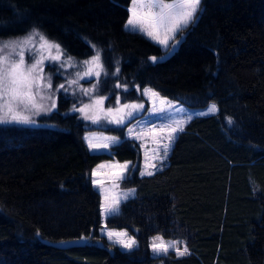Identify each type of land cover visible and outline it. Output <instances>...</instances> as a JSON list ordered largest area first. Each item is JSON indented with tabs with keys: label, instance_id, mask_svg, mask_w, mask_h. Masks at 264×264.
Listing matches in <instances>:
<instances>
[{
	"label": "trees",
	"instance_id": "trees-1",
	"mask_svg": "<svg viewBox=\"0 0 264 264\" xmlns=\"http://www.w3.org/2000/svg\"><path fill=\"white\" fill-rule=\"evenodd\" d=\"M128 7L129 0H0V38L35 27L77 60L100 49L108 73L101 95L111 92V100L118 83L130 89L120 91L127 101L140 102L135 88L150 87L190 108L215 103L219 112L193 119L152 176L140 175L142 147L125 128L107 130L123 146L91 153L83 138L90 129L70 113L77 104L69 95L58 96L50 118L58 128H0V264H264V0H201L203 13L165 62L159 46L125 28ZM107 161L136 169L121 183L135 197L105 221L136 238L131 252L100 234L92 171ZM157 236L188 254L154 257ZM81 237H90L83 248L54 246Z\"/></svg>",
	"mask_w": 264,
	"mask_h": 264
},
{
	"label": "snow or ice",
	"instance_id": "snow-or-ice-1",
	"mask_svg": "<svg viewBox=\"0 0 264 264\" xmlns=\"http://www.w3.org/2000/svg\"><path fill=\"white\" fill-rule=\"evenodd\" d=\"M129 18L126 20L125 28L132 32H138L146 35L149 39L162 46L164 55L159 60H164L167 56L176 51V45L181 42L177 39V35L182 37L184 30L190 24L199 19V14H202L204 9L201 8V0H129ZM38 41L39 46L35 43ZM171 41V43H170ZM96 48V45H91ZM32 54L31 63H27L25 59V51ZM153 63L158 62L156 56L149 58ZM58 62L59 67L56 68L57 73L60 69L73 66V58L66 55L59 43L49 40L41 31L33 27L29 30L23 38L4 40L0 38V123H20L35 125L36 121L33 116L41 113L47 114L56 108L54 100V93L61 89H65V84L60 83L53 89L51 82V75L46 76L44 73L45 61ZM86 66L83 76L79 72L77 77L97 78L101 72L107 76V70L101 62V50L97 49L95 55L91 60H84L82 62ZM62 74V73H60ZM119 74L117 67L114 75ZM69 85H76V79L67 82ZM116 88L122 87L120 84L115 85ZM124 90L128 91L127 85H123ZM136 87V86H134ZM85 95H90L97 92V86L93 85L89 89H81ZM67 91V89H65ZM142 95H147L152 100L153 107L151 115L157 113H164L167 108H171V102L166 98L161 97L158 91L152 88L143 90ZM108 99L107 96L97 95L91 100L90 104H85L83 107L74 108L73 110L84 114V118L91 120L93 123H99L101 119H105L108 123L124 126L128 121H134L139 124L140 113L144 111L143 103H125L120 108L104 109V101ZM159 99L160 106H156V100ZM49 101L50 103H45ZM114 102L119 104L118 96L114 97ZM92 109H98L89 114ZM219 111L216 104H211L207 107L205 112L197 115L215 114ZM30 113V114H29ZM188 121H174L171 124H163L158 129L152 127L146 132H134L133 128L128 129V135L133 139L141 140L145 135L153 137L155 147L153 149V160H158L160 164L152 163L145 164V170L140 172L141 176L155 175V171L162 170L163 161L167 159L168 153L172 150V146L177 139V133L184 132L186 123ZM228 123L231 124L230 117L227 118ZM147 122V119L146 121ZM166 133V134H165ZM87 143L91 150L96 149H111L113 145L118 147L123 146L124 141L119 137H106L105 142L96 143L92 137H88ZM135 147V145H133ZM109 155H114V152H109ZM131 162L123 164L119 162L109 163L107 165L101 164L98 166L96 172L92 175H99V169L109 168L112 177L111 188H105L104 181L95 180L93 183L97 185L99 191L104 195L103 211L106 217L120 214V205L122 201H127L130 197L135 195V189H128L127 192H118L120 185L117 181L129 179L125 173L136 171L135 167L129 168ZM105 232L107 238L115 245H120L122 249L132 250L137 247V241L134 237L128 235L127 232H118L107 229V225L101 229ZM82 240H88L90 237H81ZM160 241V242H156ZM179 242L174 241L170 244L164 243L162 237L155 238L152 243V251L156 254H167L170 249L174 250L177 256H184L188 254L189 250L186 245L178 246Z\"/></svg>",
	"mask_w": 264,
	"mask_h": 264
},
{
	"label": "rangeland",
	"instance_id": "rangeland-1",
	"mask_svg": "<svg viewBox=\"0 0 264 264\" xmlns=\"http://www.w3.org/2000/svg\"><path fill=\"white\" fill-rule=\"evenodd\" d=\"M144 36H146V35H144ZM23 37L24 36L19 37V38H23ZM19 38H15V39H19ZM149 40L152 41L151 39H149ZM152 42L155 43L154 41H152ZM34 43H35L36 47L38 48L39 42L36 41ZM170 43H171V41H170ZM155 44L162 49L161 45H159L157 43H155ZM65 53H66V55H69L66 51H65ZM95 53H96V51H95ZM95 53H94V55H95ZM32 54L33 53H31V52H29L27 50L25 51V59H26L27 63H31ZM71 57L73 58V66L72 67L65 66L64 68L60 69V73H62V74L57 73V71H56V68L59 67V63L58 62H53V61L46 60L45 63H44V73H45L46 76L51 75V82H52V85H53V89H55L58 86V84H60V83H64L65 84V89H67V91H65V89H61L58 92L54 93V97L53 98H54V100L56 102V108L54 110H52L51 112L47 113V114L41 113L40 115L33 116L32 118L36 121L35 125L20 124V123H15V122H13V123H0V128H10V127H18V128H21V127H47V128L55 129V128H58V124L55 121H51L50 118L56 112L59 111V97L58 96L60 94L69 95L74 100L76 99V104L77 105L74 108H79V107H83V105H85V104H90L91 100L93 98H95L97 95H101V92H102L101 88L103 86V83L106 81L107 76H105L104 73L101 72V76L99 77V83H97V78L95 76H93V77H86L85 76L82 79L80 77H77L76 76L77 72H79L80 75L83 76L84 71H86V66L82 63L84 60H77V59L74 58V56H71ZM92 57H90L89 59H86V60H91ZM73 79H76L78 81V84L69 85L67 82L70 81V80H73ZM116 84H118V83H116ZM116 84L113 85V88H116L115 87ZM93 85L97 86L98 91L97 92H93L90 95H85L83 93V91L81 90V89L92 88ZM146 88H150V87H146ZM146 88H144V89H146ZM144 89H140L138 87L135 88L136 92H138L141 95V97L143 98V100H144V101L141 100L140 102H134V101L125 100V98H123V96H121V92L120 91H123V92H125L124 94H126L130 89L128 88V91H125L123 86L119 87V88H116V91H117L116 96H118L119 99H120L119 104L115 103L114 99L111 100V96H112L111 92L109 94L103 95V96H107L108 97V99H106L104 101V105H103L105 110H107L108 108H120L121 105H123L125 103H143L144 104V111L139 114L140 115V121H141L139 124L135 123L134 121H128L126 123V125L121 126V125L108 123V121L105 120V119H101L99 123H93L91 120L85 119L83 113L75 111V110H72L70 113L76 112L79 115L80 119L84 123H86L88 125V128L90 129V131L85 132L84 136H83L86 145L88 146L87 139H86L88 137H92L94 142H96V143L105 142L104 138H106V137H113V136L119 137L118 135H115L113 133L108 132L107 130H109V129L119 130L121 128H125V136L127 138H129V137L132 138V136L128 135V129L129 128H133L134 132H136V133H139L141 131L146 132L147 129L152 128L154 126L157 127V129H158L161 125H163V124H171L174 121H188L189 117H191V120H190V122H191L195 118L208 117V116L216 115L219 112L218 111L215 114H209V115H197L198 113L205 112L207 110L208 106L205 107V108H190V107H187V106H185V105H183V104H181L179 102H176V101H173V100H170V99L166 98L167 101L171 102L172 107L171 108H167V105H165L166 111L164 113H157L155 115L149 116V114L151 113V109L153 107V104H152V100L150 99L149 96L142 95V92H143ZM133 98H134V95H133ZM45 103L47 104V103H50V102L49 101H45ZM212 104H215V103H212ZM156 106L157 107L160 106L159 99L156 100ZM97 110L98 109H92V110H87V111H89V114H92L93 111H97ZM65 113H68V112H65ZM146 119H147V122H145ZM190 122L186 123L185 127ZM179 133L176 134L177 137H178ZM152 138L153 137H151V136L145 135L143 137V139H141L139 141L142 142V145L146 146L145 144L148 142V139H150L151 142H153ZM175 142H176V140H175ZM142 145H141V147H142ZM113 146H115V145H113ZM89 150H90L91 153H102V152H108L110 149L100 148V149H96V150H91V149H89ZM142 152H143V159H142L141 166H140V172L145 170L146 162L148 164H152V163H150V159H149L148 155H145L144 151H142ZM115 162H117V161H107V162H103L101 164L107 165L109 163H115ZM101 164H99V165H101ZM99 165H97L93 169L92 173L96 172V170H97ZM99 172H100L99 175H92V183L95 180H101V181H104V185L103 186L105 188H111V186H112V177L109 175V173L111 172V169L103 168V169H99ZM155 172H157V171H155ZM127 174L128 173H125L126 176H127ZM144 176H147V175H144ZM122 181L123 180L117 181L119 183L120 187L116 191H118V192H127L128 189H123L121 187ZM93 186H94V188L96 190H98L97 185H95L93 183ZM99 193L101 194V198H102V200H101L102 219L101 220H102V228H104L106 218H108L110 216L106 217L104 215V211H103L104 195H103V193L101 191H99ZM132 197H130V198H132ZM122 202H124V201H122ZM101 229H100V234L102 236H104L106 238V240L108 241V243L111 244L112 246L118 247L119 249H121L122 251H125V252H131V251H133L134 249L137 248V247H135L132 250L122 249L120 245L113 244V242L110 241L107 238V235L105 234V232L101 231ZM107 229H109V228H107ZM109 230H113V229H109ZM113 231L127 232L129 236L134 237L128 230H113ZM157 237H160V236H157ZM157 237H154L151 240V244H150L151 251H152L151 245L154 242L155 238H157ZM156 242H160V241H156ZM163 242L170 244V243H172L174 241L166 240V239L163 238ZM137 246H138V242H137ZM178 246L182 247V245H180V244ZM169 252H173L175 254L174 250H172V249H170ZM168 253L166 255H168ZM152 255L154 257L166 256L165 254H159L158 255V254L154 253L153 251H152ZM177 257H183V256H177Z\"/></svg>",
	"mask_w": 264,
	"mask_h": 264
},
{
	"label": "water",
	"instance_id": "water-1",
	"mask_svg": "<svg viewBox=\"0 0 264 264\" xmlns=\"http://www.w3.org/2000/svg\"><path fill=\"white\" fill-rule=\"evenodd\" d=\"M174 54H175V52L173 54L167 56L164 60H160V62H165V61L169 60ZM162 55H164V53ZM88 241H89V239L88 240H82L80 238H78V239H70V240H63V241L56 242L54 244V246L57 249L71 250V249L85 247L86 244L88 243Z\"/></svg>",
	"mask_w": 264,
	"mask_h": 264
},
{
	"label": "crops",
	"instance_id": "crops-1",
	"mask_svg": "<svg viewBox=\"0 0 264 264\" xmlns=\"http://www.w3.org/2000/svg\"><path fill=\"white\" fill-rule=\"evenodd\" d=\"M128 139H132V138H128ZM133 140H136V139H133ZM136 141H139V140H136ZM152 141H153V138H152ZM140 142V141H139ZM140 144L142 145V142H140ZM146 146L142 145V151H144V154L145 155H148L149 159H150V163H156V164H160V162L158 160H153L151 159V157L154 155L153 153V149L155 147V144L153 142H151L150 139H148V142L145 144ZM144 146V147H143ZM173 148V147H172ZM172 151V150H171ZM170 151V152H171ZM170 152L168 153V156H167V159L163 161V166H162V169L166 166L167 162H168V158H169V155H170ZM121 163V162H120ZM125 162H122L121 164H123ZM129 168L131 169L132 168V163L129 164ZM156 173V172H155ZM135 195H136V190H135ZM135 195L132 197L134 198ZM131 199V198H130Z\"/></svg>",
	"mask_w": 264,
	"mask_h": 264
}]
</instances>
